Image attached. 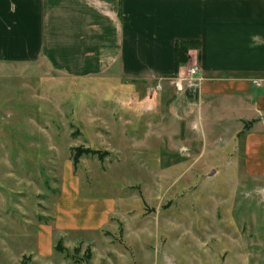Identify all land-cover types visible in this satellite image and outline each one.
<instances>
[{"label": "rangeland", "instance_id": "374dc122", "mask_svg": "<svg viewBox=\"0 0 264 264\" xmlns=\"http://www.w3.org/2000/svg\"><path fill=\"white\" fill-rule=\"evenodd\" d=\"M193 65L151 81L0 63V264H264L254 124H202ZM78 147L108 155L74 164ZM100 204L114 211L88 227Z\"/></svg>", "mask_w": 264, "mask_h": 264}, {"label": "crops", "instance_id": "0c3cea01", "mask_svg": "<svg viewBox=\"0 0 264 264\" xmlns=\"http://www.w3.org/2000/svg\"><path fill=\"white\" fill-rule=\"evenodd\" d=\"M180 41L197 44L189 64L203 77L202 124L229 112L238 131L252 122L245 153L264 161V0H0V63L43 62L74 79L152 81L175 76ZM83 210L88 227L114 211Z\"/></svg>", "mask_w": 264, "mask_h": 264}, {"label": "trees", "instance_id": "16d2710c", "mask_svg": "<svg viewBox=\"0 0 264 264\" xmlns=\"http://www.w3.org/2000/svg\"><path fill=\"white\" fill-rule=\"evenodd\" d=\"M197 44L191 41H180L176 43L175 46V76L179 74L181 67L187 66L189 64V52L193 49ZM248 124H245V130L248 129ZM74 164H78L80 158L83 155L95 154L100 158H104L108 155V152L96 150L93 148H84L78 147L74 150ZM58 251H63V247L59 244L56 248Z\"/></svg>", "mask_w": 264, "mask_h": 264}, {"label": "built area", "instance_id": "2783aa9c", "mask_svg": "<svg viewBox=\"0 0 264 264\" xmlns=\"http://www.w3.org/2000/svg\"><path fill=\"white\" fill-rule=\"evenodd\" d=\"M188 74H189V77H190V80H197V81H202L203 80V77H202V73H201V69L199 67L198 64H195L193 66H191L189 69H188ZM179 77V74L177 76H174L173 78H171L172 80H177L178 81V78ZM162 81V80H161ZM255 84H257L258 86H261V82H258V81H255ZM177 86H179L180 84L177 82L176 83ZM162 82H160L156 87L155 89H153V92H159L162 90Z\"/></svg>", "mask_w": 264, "mask_h": 264}]
</instances>
